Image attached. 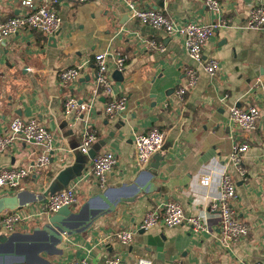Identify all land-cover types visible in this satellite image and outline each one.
<instances>
[{
	"label": "crops",
	"instance_id": "obj_1",
	"mask_svg": "<svg viewBox=\"0 0 264 264\" xmlns=\"http://www.w3.org/2000/svg\"><path fill=\"white\" fill-rule=\"evenodd\" d=\"M41 1L0 0V19L27 14ZM127 1L162 9L182 23H220L204 46V58L218 59L220 69L207 73L180 37L132 18ZM219 1L221 12L209 10L204 0H53L62 23L56 41L45 32L25 30L2 45L0 132L16 117L37 116L56 136L44 171L36 166L42 147L33 142L17 139L0 152V170L24 164L33 171L10 195L19 191L27 201L35 194L29 205L41 206L48 188L56 193L77 184L80 201L71 207L73 213L88 202L96 209L104 206L97 196L106 191L116 205L87 230L64 236L55 247L43 243L45 238L32 243L27 235L47 226L49 220L20 225L12 236L0 231V264L14 260H18L14 264H72L82 257L93 264L111 258H119L121 264H138L141 258L152 264H264V114L250 130L240 128L230 116L232 105L264 102V27H247L251 7L264 6V0ZM146 38L163 42L165 50L145 52ZM105 51L127 56L123 71L110 61L108 76L115 94L127 98L128 109L108 115V98L99 94L83 117L66 116V98L87 101L91 97L94 57ZM84 62L79 79L60 83L62 68ZM188 66L199 70V80L181 100L177 89L185 82ZM153 128L165 132L164 150L142 169L134 163V135ZM87 129L97 131L92 146L96 154L107 148L118 154L105 188L92 175L91 154L80 151ZM235 141L249 145L244 155L247 181L229 160ZM155 163H159L156 168ZM226 170L237 182L238 216L251 225L250 233L229 247L220 242L219 216L210 208L220 195ZM204 175L210 177L207 185L200 181ZM167 201H178L186 218L200 216L207 229L196 233L187 221L175 227L159 223L137 233L130 244L119 239V231L140 223L146 212Z\"/></svg>",
	"mask_w": 264,
	"mask_h": 264
},
{
	"label": "built area",
	"instance_id": "obj_2",
	"mask_svg": "<svg viewBox=\"0 0 264 264\" xmlns=\"http://www.w3.org/2000/svg\"><path fill=\"white\" fill-rule=\"evenodd\" d=\"M33 3V0H30ZM87 2L88 0H72ZM206 7L214 12L222 11L219 0H204ZM128 14L138 19L143 25L151 26L157 30L166 32L169 36L180 37L189 55L201 62L207 73L213 75L221 67L216 58H204V46L215 34L220 23H198L193 21L178 22L168 17L162 9L142 7L134 1H127ZM222 23V22H221ZM224 23V22H223ZM61 16L55 7L53 0H42L34 10L27 14L10 16L0 19V49L2 45L19 36L23 31L39 30L49 36H58L61 31ZM248 28L264 27V6L254 4L247 21ZM145 52L158 50L164 51L163 42L155 38H146L142 41ZM114 61L117 69L123 71L127 56L123 53L99 52L94 57V86L91 97L87 101L76 97H68L65 100V114L73 118L83 117L96 102L99 94L106 96L105 112L114 116L128 109L127 98L115 94L110 80L109 63ZM86 62L62 68L58 72L61 84L79 79L85 70ZM185 82L177 89V95L182 100L187 92L193 89L199 80V70L196 67H185ZM264 114V102L252 104L247 107L238 105L230 106L231 119L242 129H255L258 120ZM17 139L35 143L42 147L36 166L39 170H46L51 162L52 153L55 150V132L48 128L37 116L28 119L16 117L0 132V152L9 148ZM97 139L95 129H87L83 134L80 151L88 154ZM165 132L158 128L148 132H136L134 135V163L136 166L146 168L154 156L164 150ZM247 143L235 141L232 145L229 160L243 181L249 180L248 169L244 165V155L248 151ZM91 172L101 188H105L109 175L118 163V154L115 150L107 148L101 150L92 159ZM33 173L31 166L24 164L6 167L0 170V196L10 194L18 190L22 182ZM203 185L210 182V177L204 175L200 178ZM6 195V194H5ZM4 196V195H2ZM237 182L230 171L226 170L220 181V195L210 205L212 211L219 216L220 242L223 246H231L234 242L244 239L251 231V225L238 216L236 208ZM80 201V190L77 184L68 186L59 192L47 196V201L41 206H24L15 209H6L0 214V231L11 235L16 232L18 226L35 222L41 224L57 213L62 207H74ZM192 225L196 233L207 229L206 222L200 216L186 218L184 209L178 201H167L159 208L149 210L142 221L130 225L117 233L124 244H130L134 236L141 231H148L152 227L163 223L168 227H175L183 222ZM72 264H93L88 257L75 260ZM105 264H121L119 258H111ZM138 264H152L146 258H141ZM179 264V263H174Z\"/></svg>",
	"mask_w": 264,
	"mask_h": 264
},
{
	"label": "water",
	"instance_id": "obj_3",
	"mask_svg": "<svg viewBox=\"0 0 264 264\" xmlns=\"http://www.w3.org/2000/svg\"><path fill=\"white\" fill-rule=\"evenodd\" d=\"M52 40H57L56 36H52ZM89 154H91L92 157L95 156L96 152L91 148L89 151ZM160 153L156 154L154 158H158ZM162 157V156H161ZM154 165V164H152ZM159 165V163H155V168ZM48 195L54 194L55 192H49V188L47 191ZM103 203L104 206L100 207L99 209H96L91 202L86 203L81 211L76 214L73 213L71 208L68 206L62 207L57 213L53 214L48 221L47 226L44 228H37L35 231V234H27L30 238V242H34L33 240H43V243H47L53 247L60 242L64 236H67L68 234H75L78 232L85 231L89 228L91 223L101 214L107 213L111 210H114L116 201L112 200L107 191L103 192L102 194L97 196ZM36 195L33 194L32 199H29L27 201H23L21 197V192H17L14 195H5L0 198V214L6 210V209H15L18 207H24L29 205L30 203L34 202L36 200ZM47 201V198H46ZM15 234V233H14ZM13 235V234H12ZM9 235V236H12ZM26 237V235H25ZM13 237L10 238L12 240ZM9 240V238H8ZM39 243H42L39 241ZM18 258V257H17ZM18 261V260H16ZM15 260L13 261L16 262Z\"/></svg>",
	"mask_w": 264,
	"mask_h": 264
},
{
	"label": "rangeland",
	"instance_id": "obj_4",
	"mask_svg": "<svg viewBox=\"0 0 264 264\" xmlns=\"http://www.w3.org/2000/svg\"><path fill=\"white\" fill-rule=\"evenodd\" d=\"M3 235H6L7 236V234H5V233H3Z\"/></svg>",
	"mask_w": 264,
	"mask_h": 264
}]
</instances>
